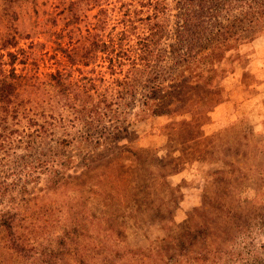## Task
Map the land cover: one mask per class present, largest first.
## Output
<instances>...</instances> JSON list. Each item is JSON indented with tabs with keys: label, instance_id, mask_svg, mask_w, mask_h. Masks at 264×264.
Wrapping results in <instances>:
<instances>
[{
	"label": "rangeland",
	"instance_id": "1",
	"mask_svg": "<svg viewBox=\"0 0 264 264\" xmlns=\"http://www.w3.org/2000/svg\"><path fill=\"white\" fill-rule=\"evenodd\" d=\"M145 1L0 0V80L19 91V112L7 125L0 118V179L11 183L0 207L22 213L32 247L20 255L0 230V264H264V24L240 32L241 52L214 61L224 70L219 94L200 91L176 113L152 115L141 104L143 75L132 99L118 91L123 74L109 54L84 46L91 31L134 55L137 35L122 36L123 16ZM165 2L172 15L149 58L155 70L178 71L180 9ZM58 72L83 92L126 96L88 128L78 111L86 95L62 99ZM29 118L49 127L46 140L34 142ZM118 124V138L103 142Z\"/></svg>",
	"mask_w": 264,
	"mask_h": 264
},
{
	"label": "trees",
	"instance_id": "2",
	"mask_svg": "<svg viewBox=\"0 0 264 264\" xmlns=\"http://www.w3.org/2000/svg\"><path fill=\"white\" fill-rule=\"evenodd\" d=\"M177 2L180 13L175 27L176 41L171 45V53L174 63L180 67L178 71H173L174 68L155 70L154 60L151 62L149 58L150 55H159L154 51L155 43L164 32L163 26L168 16L172 15L171 7L165 0H147L141 3V9L137 7L128 9L130 13L132 10L134 15L123 16L122 36L137 35L138 41L136 46H133L134 55L123 50L117 51L109 41L100 38L99 33L91 31L84 45L87 46L90 56L99 51L109 54L114 72H117L115 66H119L120 74H123L122 78L115 77V82L121 86L118 91L129 94L132 99H135L137 95L136 85L132 80L137 79L136 82H140L139 78L143 75L145 93L141 104L144 110L152 115L176 113L185 102L200 91L219 94L224 70L215 68L214 61L221 63L228 52L233 49L238 50L245 44L240 40L242 30H251L264 24V0H177ZM145 12H147L146 15L140 16ZM78 20H80L79 14L75 8H72L68 24L75 25ZM137 21H140V25L136 23ZM138 28L139 30H136ZM238 51L241 52V50ZM113 52H116L115 60H113ZM126 58L130 68L124 73L123 64ZM13 74L15 75V72ZM56 83L62 95H60L61 98L66 102L71 100V92H77L74 93L75 95H86L78 111L88 128L102 124L103 117L112 112L114 104L121 105L122 99L126 96L120 95L121 98L117 99L111 97L112 94L108 92L96 94V91H91V88L83 92L79 88H74L60 72L57 73ZM18 96L17 82L8 79L0 80V108L2 112H5L3 114L5 117L0 118L7 119L6 125L9 123L8 115L15 110L13 116L19 112L14 105L15 98ZM127 104L132 105L129 101ZM28 124L36 126L38 122L29 118ZM104 127L106 128L105 125ZM121 128L122 126L118 124L112 131H102L103 142L115 141L121 133ZM11 130L17 132V129ZM49 134H51L49 127L44 123L38 124L32 130V134L30 133L35 143L40 139L43 142ZM37 137L40 138L36 139ZM37 161L43 163L45 169L54 174V177L58 174L59 171L54 169V162L50 157H39ZM10 187L11 183L8 180L0 179L1 204ZM21 215L22 213L14 207H0V230L7 233L13 250L20 255H26L27 250H31L32 247L25 242L19 231V222L23 219Z\"/></svg>",
	"mask_w": 264,
	"mask_h": 264
},
{
	"label": "crops",
	"instance_id": "3",
	"mask_svg": "<svg viewBox=\"0 0 264 264\" xmlns=\"http://www.w3.org/2000/svg\"><path fill=\"white\" fill-rule=\"evenodd\" d=\"M258 63L263 66L264 65V57L259 58ZM261 65H260V67H261Z\"/></svg>",
	"mask_w": 264,
	"mask_h": 264
}]
</instances>
